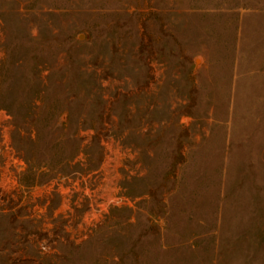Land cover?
Here are the masks:
<instances>
[{"label": "rangeland", "instance_id": "rangeland-1", "mask_svg": "<svg viewBox=\"0 0 264 264\" xmlns=\"http://www.w3.org/2000/svg\"><path fill=\"white\" fill-rule=\"evenodd\" d=\"M0 264H264V0H0Z\"/></svg>", "mask_w": 264, "mask_h": 264}]
</instances>
